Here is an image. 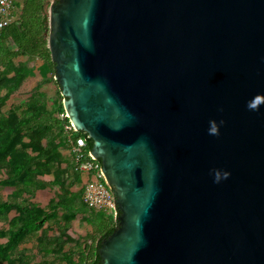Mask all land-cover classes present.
<instances>
[{
    "label": "water",
    "instance_id": "water-1",
    "mask_svg": "<svg viewBox=\"0 0 264 264\" xmlns=\"http://www.w3.org/2000/svg\"><path fill=\"white\" fill-rule=\"evenodd\" d=\"M46 7L65 116L114 196L99 264H264V0Z\"/></svg>",
    "mask_w": 264,
    "mask_h": 264
},
{
    "label": "trees",
    "instance_id": "trees-1",
    "mask_svg": "<svg viewBox=\"0 0 264 264\" xmlns=\"http://www.w3.org/2000/svg\"><path fill=\"white\" fill-rule=\"evenodd\" d=\"M52 1L55 0H23L17 22L0 30V95L4 91L7 94L11 90L17 91L23 83L24 73L19 71H16L15 81H5V74L15 61L35 59L45 64L53 74L52 83L58 89L60 98L58 103L49 106L43 96L30 97L26 103L28 115L12 125L8 117L0 115V236L6 238L5 243H0V264H36L38 259L44 264H65L74 253L60 252L66 244L63 236L70 227L68 219L76 216H87L90 233L86 235V240L92 242L78 248L76 261L72 264H99L100 245L118 226V221L114 222L106 214L83 204L82 189L74 198L65 199L64 186L59 180L53 184L38 178L39 173L44 175L51 171L57 172L60 165H65V171L70 177L81 179L70 155V148L79 137L85 140L88 151L92 146L85 134L65 131L70 123L65 117L63 98L54 81V65L47 49L48 18L45 9ZM15 109L18 111L19 107ZM22 132L29 134L30 144L22 143V147H19L18 134ZM59 140L63 141L62 148L69 155H53ZM56 185L58 193L44 207L30 203L29 198L38 189L53 188ZM5 188H11L12 193L5 196ZM58 212L65 215L62 226L57 219H53ZM44 222L48 227L38 233L37 226ZM53 226L58 227L60 234L55 243L47 240L49 227ZM51 253L54 258L46 262V256Z\"/></svg>",
    "mask_w": 264,
    "mask_h": 264
},
{
    "label": "rangeland",
    "instance_id": "rangeland-1",
    "mask_svg": "<svg viewBox=\"0 0 264 264\" xmlns=\"http://www.w3.org/2000/svg\"><path fill=\"white\" fill-rule=\"evenodd\" d=\"M23 0H17V7H22ZM48 6V5H46ZM45 9V13L47 11ZM16 71L24 73V80L21 84L20 88L14 92L11 90L8 92L4 91L0 95V115H5L9 118L10 124L18 123L25 119L28 115V108L26 103L28 99L34 95L43 96L47 99L48 105L53 106L55 103L60 101L58 89L52 83L53 74L49 71L47 66L43 64L40 60L35 59H17L13 64L10 71L8 70L5 74V81H15L17 78ZM1 74V71H0ZM15 107H19L17 111ZM29 134L22 132L18 134L19 136V147H22V143L30 144ZM31 135V134H30ZM34 136V134H32ZM35 140H37L35 138ZM63 141L59 140L57 142V148L53 151L54 156L62 157L65 155H69V152L64 150ZM59 171L47 173L43 175V173H39L38 178L46 183L55 184L59 180L60 184L64 186L65 199H72L74 196H77L78 192L82 189V179H75L74 177H70L65 171V165L59 166ZM57 186L53 188H40L38 189L34 196L29 198L30 203L37 204L40 207H44L58 192ZM11 188L3 189V194L5 196L12 193ZM13 216V213L10 214V217ZM65 215L63 212H58L53 219H57V222L62 226L64 223ZM70 227L65 231L63 236V241H65V245L62 247L60 252L62 254L73 252L74 256L68 258L65 261V264H69L76 261V252L78 248L84 246L85 243L90 244L92 240H86V235L90 233L87 216H76L75 218H69ZM48 227L47 223H43L42 225H38V233L41 232V229ZM50 231L48 233L47 240L51 243L56 242V238L59 237L58 227L53 226L49 227ZM5 236H0V243H5ZM59 252V251H54ZM54 258L53 254H48L46 256V262L52 260ZM71 261V262H69ZM51 263V262H50ZM36 264H44L40 259L37 260Z\"/></svg>",
    "mask_w": 264,
    "mask_h": 264
},
{
    "label": "built area",
    "instance_id": "built-area-1",
    "mask_svg": "<svg viewBox=\"0 0 264 264\" xmlns=\"http://www.w3.org/2000/svg\"><path fill=\"white\" fill-rule=\"evenodd\" d=\"M20 11L21 7H17V0H0V30L15 24ZM65 131L75 132L71 125L65 127ZM70 155L83 182L81 195L83 204L106 214L116 222L117 212L113 193L104 181L100 162L91 157L83 138L79 137L73 142Z\"/></svg>",
    "mask_w": 264,
    "mask_h": 264
},
{
    "label": "clouds",
    "instance_id": "clouds-1",
    "mask_svg": "<svg viewBox=\"0 0 264 264\" xmlns=\"http://www.w3.org/2000/svg\"><path fill=\"white\" fill-rule=\"evenodd\" d=\"M227 176H228V174L227 173H224V178L225 179L227 178ZM219 179H220V174L217 173V182H219Z\"/></svg>",
    "mask_w": 264,
    "mask_h": 264
}]
</instances>
